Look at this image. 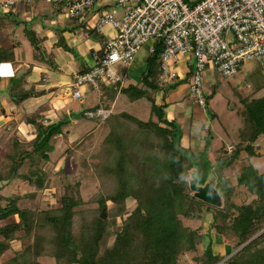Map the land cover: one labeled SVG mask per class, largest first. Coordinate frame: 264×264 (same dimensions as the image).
Returning a JSON list of instances; mask_svg holds the SVG:
<instances>
[{
	"label": "trees",
	"instance_id": "trees-1",
	"mask_svg": "<svg viewBox=\"0 0 264 264\" xmlns=\"http://www.w3.org/2000/svg\"><path fill=\"white\" fill-rule=\"evenodd\" d=\"M75 29H60L56 46L71 52L63 35L65 32L73 33ZM25 31L35 59L50 61L43 56L48 54L44 52L36 33ZM88 32L89 37H94V30ZM96 41H99L97 37ZM161 53L162 47L158 44L155 52L148 56L142 86L129 85L124 88L115 85L112 99L105 97V100H109L108 103L104 102L106 110L113 108L118 90L132 102L145 98L151 104V118L146 122L126 112L112 111L114 115L108 125L110 132L103 144L110 154L102 164L112 161L105 171L102 170V175L110 178L113 192L106 198L102 197V208L111 202L115 204L117 216H123L128 198L136 200L138 205L135 212L124 220L123 229L113 233L111 223L100 216L94 221L85 220L77 234L74 225L76 209L81 201L72 195H64L55 209L38 211L21 208L18 197H13L5 207L0 205V223L12 219L9 224L0 226V257L12 250L13 242H21V250L15 252V256L5 264H41L39 259L42 257L54 259L56 264H182L179 257L185 252L196 253L198 245L204 246V252L196 255V264H264V174L244 166L236 184L231 185L227 180L226 186H232V189L226 195V209L208 204L188 192L185 179L197 170L200 162L195 165L190 160L188 152L182 147L183 130L174 119L166 116L167 92L175 90L179 83L168 84L170 88L166 91L167 86L160 87ZM13 60L12 51L0 48V62ZM81 68V73L88 69L85 64ZM24 81L23 76L15 78L9 89L16 106L39 96L34 88L24 89ZM158 92L163 93L164 103L156 102L154 97ZM40 94L44 95L45 92ZM246 114V125L250 132L242 141H247L246 152L252 157L256 151L251 143L264 133V104H252ZM34 116L26 120L37 130L30 142L33 151L22 155L19 149L14 150L11 161L5 153L0 160V182L21 179L35 184L38 189L44 188L43 174L38 167L30 169L28 174L20 172L24 158L28 156L34 162L35 157L40 156L48 161L49 153L53 151L52 138L62 134V128L70 119L65 116L57 124L44 127ZM208 177L199 176V184H205ZM240 190L247 199L246 203L232 201L235 191L239 193ZM30 197H34V194ZM207 214H211L212 220L206 235L191 230L181 220V217L187 220L204 219ZM218 220L223 223L218 224ZM214 229L227 240L238 238L237 247H243L229 258L216 253L212 249L211 231ZM113 235L114 243L108 247L107 241Z\"/></svg>",
	"mask_w": 264,
	"mask_h": 264
},
{
	"label": "rangeland",
	"instance_id": "rangeland-1",
	"mask_svg": "<svg viewBox=\"0 0 264 264\" xmlns=\"http://www.w3.org/2000/svg\"><path fill=\"white\" fill-rule=\"evenodd\" d=\"M37 7L49 15L46 17L47 21L59 20L61 22L55 28L71 29L76 27L73 34L76 33L79 37L85 35L87 26H91L90 16L82 22L81 26H78V23L69 20L67 14L64 11L61 12L57 6L39 3ZM101 7L103 12L120 10L111 1L103 2ZM8 12L10 11L4 10L2 7L0 8L1 20H11ZM40 20H43V18ZM24 25L30 28L29 23L25 22ZM103 31L104 36L107 38H110L109 32H113L111 27H105ZM13 39L10 36L7 42L8 45L10 43L13 44ZM86 41L90 44L89 47L97 43L95 35L94 37H86L82 40L81 46L84 48L83 50L86 56L79 55L78 50L80 48L70 47L71 52H66L62 49L58 52L59 54L43 55L48 58L47 60L55 63L50 61L46 62L44 58L38 59V61L31 56L18 58V65L21 71H24V73L27 71L32 72L34 69L35 74L39 76V80L35 84L47 85L52 83L56 87L48 93L45 92L44 95L46 97L40 99V102H31L32 104H28V108L31 106V111H34L32 109H34L35 103H38L37 114H35L36 118L38 117V123L47 127L54 123L57 124L59 121L65 119V116L70 121L62 128L61 135L52 138L51 144L53 145V151L49 153L48 161H44L40 156H36L34 162L28 159V156L24 158L20 172L28 174L30 169L38 167L43 174V189H38L35 184H30L21 179L0 182V197H2L0 205L2 207H5L9 199L13 197H18V203L21 208L28 207L37 211L57 208L64 195H72L80 199L81 204L76 209L77 214L74 225L77 234L80 233L85 220L94 221L95 218L101 216L104 208H102L100 201L102 197L106 198L108 194L113 192L110 185V178L102 175V170L105 171L108 164L112 161L108 164H102L105 162L107 155L110 154V152L104 149L103 144L110 132L108 125H110L114 115L112 111L114 113L126 112L138 120L145 122L151 118V104L147 99L143 98L132 102L121 90L117 91L115 101L112 105L113 108H111L112 111L109 110V114H99L100 110L107 111L104 104L108 103L109 100H105V97L108 96L110 100L112 99V91L115 86H105L101 91L84 87L83 98L77 99L69 95L71 92L70 86L71 84L74 85L77 73L72 74L71 81L62 84L60 88L57 85V81H52L55 78L53 76L66 79L70 77L69 74L74 67H80L86 63H90V56L86 53ZM151 44H146L141 49L135 61L128 67V78L121 85L124 88L129 85L142 86L141 79L146 69ZM21 52L22 50H17V48L12 51L16 55H20ZM186 60L190 61V66L187 64V61L184 62L185 60L180 62L176 66V72L179 71L180 73L172 84L179 83L175 91L181 93V99L184 96L183 100L185 103H191L192 107H195L193 100L190 99V90L189 95H187V84L188 80L194 74L195 60L189 57ZM57 67L62 68V70H59ZM117 68L119 67L117 66ZM205 82L208 107L202 109L196 106L199 109L195 112L196 121H187L182 124L184 127L187 126V129L178 123L183 133L184 130L188 132V129L193 133L191 143L188 145L185 144L187 146L185 148L182 144V147L188 152L190 160L195 165L200 162L196 166L197 170L192 171L185 181L188 186V192L193 194L188 185L191 184L190 180L192 177L201 176L203 178L209 176L208 179L215 177L217 180V189L224 201L223 206L219 208L226 209V195L232 189V186L231 188L226 186L227 180H229L231 185L236 184L239 177H241L243 172L242 167L244 166H250L257 173L264 174V133L259 134L256 141L251 143L255 151H258L255 156H248L246 152L247 141H242V138L250 132L246 125V112L252 107V104H264V70L256 61L245 62L235 77L225 78L221 74L215 73L214 69L207 67ZM169 86L164 90H169ZM169 92H167L166 98V103L169 107L165 110L168 119L174 118L172 107H170L173 101L171 102L168 99V97H172L171 94L173 92L168 95ZM163 93L158 92L155 94L154 98L158 104L164 103L162 98ZM38 95V97L42 96L40 93ZM52 100H55L56 103L52 104ZM177 110L178 107L176 106L174 111ZM2 111L5 113L4 109ZM28 113L27 108L25 111H21V113L15 110L10 116L18 117V119L7 123H5L6 121L4 119H0L2 120L0 124V160L3 159L6 153L8 154L7 158L11 161L10 157L14 150L19 149L22 155L33 151L30 142L35 138L37 130L34 126L26 123L27 117H29ZM79 114L83 116L80 115L78 117ZM152 118L154 121H157L155 117ZM194 125L196 127L193 128L192 126ZM186 135L188 136V134ZM162 181L165 180L162 179ZM32 194H34V197H30ZM242 194V190L239 193L235 191V196L232 201L237 204L246 203L247 199ZM137 206L136 200L128 198L126 200V212L123 216H117L118 212L115 204L107 202V207L105 208L106 221L111 223V231L113 233L115 231L120 232L123 229L124 220L135 212ZM181 220L186 227L199 231L201 235H206L212 216L211 214H207L204 219L195 218L191 220L181 217ZM10 222H12V219L1 222L0 226H5ZM221 223L223 222H219L218 224L221 225ZM211 236L213 241L212 249L216 253L228 256V258L243 247H237L238 238L233 237L227 240L225 237L219 235L216 229L211 231ZM114 239L115 235L108 239V247L113 245ZM0 241H2V238H0ZM20 250L21 242H13L12 250L6 251L0 257V264H5L15 256V252ZM195 252H185L182 254L179 257L180 263L196 264V255L204 252V246L198 245ZM39 261L41 264H56L54 259L48 257H42Z\"/></svg>",
	"mask_w": 264,
	"mask_h": 264
},
{
	"label": "built area",
	"instance_id": "built-area-1",
	"mask_svg": "<svg viewBox=\"0 0 264 264\" xmlns=\"http://www.w3.org/2000/svg\"><path fill=\"white\" fill-rule=\"evenodd\" d=\"M110 1L120 10L103 12L102 3ZM39 3L57 6L76 23L90 16L85 35L94 30L99 36L96 47L89 50L88 69L77 73L70 86L73 98H83L84 87L101 91L122 85L128 67L149 43L150 54L158 44L162 47L160 87L177 79L174 67L180 62L187 57L195 60L190 99L202 109L208 107L207 67L225 78L235 77L245 62L256 61L264 70V0H0L7 11ZM105 27L113 30L110 38L104 36Z\"/></svg>",
	"mask_w": 264,
	"mask_h": 264
},
{
	"label": "crops",
	"instance_id": "crops-1",
	"mask_svg": "<svg viewBox=\"0 0 264 264\" xmlns=\"http://www.w3.org/2000/svg\"><path fill=\"white\" fill-rule=\"evenodd\" d=\"M42 12L43 11H41V9H39L37 7V5L34 7L17 6L12 11L8 12L9 13L8 15H9V17H11V20L6 21V19L1 20V18H0V48L9 49L10 51H14V49H16V48H17V50H19V49L22 50L20 55L19 54L16 55L15 53H13L14 54V60L12 62H3V63L0 62V111H1L0 119H4L6 121L5 123L18 119V117H14V116L11 117L10 116L12 112H15V110L17 112L19 111L21 113V111H25L27 108V110L29 111V113H28L29 117H31L32 114H37L38 103H35L34 109H32L34 111H31V109H30L31 106L28 108V104L29 105L32 104L31 102H40L39 101L40 99H43L44 97H46V95H42L41 97L35 96L33 98L26 100L25 102L21 103L20 105L16 106L13 103V101L9 95V89L12 86L15 78L23 76V81L25 80L23 82V88L26 90L28 88L29 89L34 88L35 91L38 93H41L43 91L48 93L50 90H54V88H56L55 84H52V83L47 84V85L35 84L39 80V76H37L35 74L34 69L32 70V72L27 71L24 73V71L20 70V66L18 65V58L19 57L26 58L27 56L28 57L31 56L32 58H35L33 47L31 46V44H30V42L26 36V31H25L26 29L32 30L36 33V36L41 40V46H42L44 52H46L47 54L58 53L62 50V48H59L56 46V43L58 41L57 35H58V31L60 29L55 28V27L59 26L61 22L59 20L47 21L46 17L49 15L45 14V12H43V13ZM41 18H43L44 21L40 20ZM14 21H17V23H13ZM25 22L29 23L30 28H28L24 25ZM78 25L81 26L82 23L78 22ZM112 35H113V32L112 31L109 32V36L111 37ZM10 36H12L14 38L13 39L14 41H13V44L10 43L8 45L7 42L9 40ZM63 36L65 37L67 44L71 48H78V49L80 48L81 49V50L80 49L78 50L80 56H86L85 52L83 50L84 48H82V46H81V42H82V40H84V38H86V35L79 37V35H76V33L73 34L71 32H65ZM85 43L87 45L86 53H88V55L90 56L89 50L93 47H96V44H93L89 47L90 44L87 43V41ZM36 62H38V61H36ZM57 68L59 70H62V68H59V67H57ZM174 68H176V66ZM6 69H10V73ZM81 70H82L81 66L80 67L76 66L72 69V72H70V74H69L70 77L64 79V78H58V76H53V77H55L54 78L55 80L53 79L52 81H57L58 82L57 85L60 88V86H62V84L71 81V75L72 74L79 73ZM58 87H57V89H58ZM171 92H173V94H171ZM170 94L172 95V97H168V99H169V101H171V102L173 101V103H174V104L172 103V106H170V107H172V111H173L172 113L174 115V118H169V119L176 120L177 123H179L181 126H183L182 124L184 122H187V121L195 122L196 121L195 112H197L199 110L198 107H196V106L192 107L191 103H185L183 100L184 96L181 99V93L179 91L171 90L168 95H170ZM187 95H189V80H188V84H187ZM55 99H57V98H55ZM53 103L54 104L56 103L55 100H52V104ZM176 106L178 107V110L174 111ZM3 109L5 110V113H4V111H2ZM201 116H202V114H201ZM1 122H2V120H0V124H1ZM192 127L194 128L196 126L194 125ZM184 128L187 129L188 127L186 126ZM186 134H188V136ZM192 135H193V133L191 131H189V129H188V132L184 130V136H183V140H182V144H183L184 148L187 147V146H185V144L188 145L191 143ZM193 144H194V142H193ZM257 152L258 151H256V153Z\"/></svg>",
	"mask_w": 264,
	"mask_h": 264
},
{
	"label": "water",
	"instance_id": "water-1",
	"mask_svg": "<svg viewBox=\"0 0 264 264\" xmlns=\"http://www.w3.org/2000/svg\"><path fill=\"white\" fill-rule=\"evenodd\" d=\"M95 36L97 38L99 37L97 35ZM100 39H103V37H100ZM190 181V189L195 197L218 208L223 206V197L217 189V180L215 177L212 179L209 178L203 185L199 184V179L196 176L192 177ZM101 217L104 220L107 218L105 208L102 210Z\"/></svg>",
	"mask_w": 264,
	"mask_h": 264
},
{
	"label": "clouds",
	"instance_id": "clouds-1",
	"mask_svg": "<svg viewBox=\"0 0 264 264\" xmlns=\"http://www.w3.org/2000/svg\"><path fill=\"white\" fill-rule=\"evenodd\" d=\"M7 71H9V73H10V69H6Z\"/></svg>",
	"mask_w": 264,
	"mask_h": 264
}]
</instances>
